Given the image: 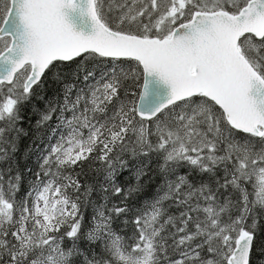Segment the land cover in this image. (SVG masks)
I'll return each mask as SVG.
<instances>
[{
	"label": "snow or ice",
	"instance_id": "6c2138e0",
	"mask_svg": "<svg viewBox=\"0 0 264 264\" xmlns=\"http://www.w3.org/2000/svg\"><path fill=\"white\" fill-rule=\"evenodd\" d=\"M0 264H264V0H0Z\"/></svg>",
	"mask_w": 264,
	"mask_h": 264
}]
</instances>
